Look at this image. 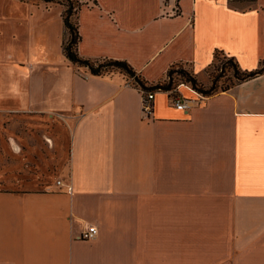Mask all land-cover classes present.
Wrapping results in <instances>:
<instances>
[{"label": "crops", "instance_id": "crops-1", "mask_svg": "<svg viewBox=\"0 0 264 264\" xmlns=\"http://www.w3.org/2000/svg\"><path fill=\"white\" fill-rule=\"evenodd\" d=\"M79 1L80 57L149 86L180 64L206 99L179 111L187 88L155 89L145 117L123 75L66 59L60 6L0 0V264H264V73L212 93L207 74L215 51L259 67L264 0Z\"/></svg>", "mask_w": 264, "mask_h": 264}, {"label": "trees", "instance_id": "trees-1", "mask_svg": "<svg viewBox=\"0 0 264 264\" xmlns=\"http://www.w3.org/2000/svg\"><path fill=\"white\" fill-rule=\"evenodd\" d=\"M20 1L28 2L30 0H20ZM41 1L44 4H55L61 7V17L63 20L64 28L68 35L67 40L63 46V52L66 59L73 66L86 68L93 76L119 73L128 80L133 77L134 80L133 86L138 88L142 93H152L154 92L155 89L164 88L169 84L170 87L168 90H173L180 84L192 86L197 91L204 90L196 81L193 72L188 68H184L180 64H176L175 66L169 68L166 74L165 82L157 83L154 86H149L145 83V81L141 77L136 75L134 70L124 61H114L109 59L88 60L80 57L77 50V45L80 40L78 34L77 16L83 3L79 0H41ZM232 1L233 0H228L229 3H232ZM219 56L222 57L223 60L218 65H216ZM214 60L215 63H213L211 67L216 65V69H218L221 75H216L215 77L213 76L212 81H210L211 83H213L211 93L216 92L218 90L225 91L230 86H233L237 82L253 78L256 74L264 73V60L259 64V67L252 72H246V71L242 72L238 68L236 62L233 59L226 58L223 54L219 53L218 51H215L214 53ZM226 73L231 74L233 82H231L228 86L220 88L217 85L218 83L217 81L221 77H223ZM209 79H211L210 76Z\"/></svg>", "mask_w": 264, "mask_h": 264}, {"label": "rangeland", "instance_id": "rangeland-1", "mask_svg": "<svg viewBox=\"0 0 264 264\" xmlns=\"http://www.w3.org/2000/svg\"><path fill=\"white\" fill-rule=\"evenodd\" d=\"M33 2H39L41 0H32ZM223 60L222 57H218L217 63L216 65H218L221 61ZM216 65L211 67L207 74L211 77L210 81H212L213 76L215 77L216 75H221V73L218 71V69H216ZM217 85L222 88L225 86H228L231 82H233L231 74L226 73L223 77H221L218 81H217ZM10 117L4 119V122L6 121V123H8L10 121ZM13 120V118L11 119ZM10 124V123H8ZM14 126V125H12ZM5 131L3 136L10 134L11 132H15L16 128H10V127H5L4 129ZM12 130V131H11ZM14 130V131H13ZM3 156V153L1 154ZM3 162V159H0V163ZM16 161L15 160H9L8 164H15ZM45 165V162L42 163H37V165L35 164L34 166V176H40V177H44L43 179H50L52 178L51 176H49L46 171L43 169V166ZM49 173V172H48ZM245 216L244 219H246V215H241L239 209L236 208H201L199 209V213H198V219H243V217ZM183 219H197L195 213L192 215L190 212H188V210H185V213L183 215Z\"/></svg>", "mask_w": 264, "mask_h": 264}, {"label": "built area", "instance_id": "built-area-1", "mask_svg": "<svg viewBox=\"0 0 264 264\" xmlns=\"http://www.w3.org/2000/svg\"><path fill=\"white\" fill-rule=\"evenodd\" d=\"M134 80L133 77L127 81V85L133 86ZM185 87L187 88L191 93V97H185L183 96L180 92H177L176 96L173 99V107L176 110L179 111H188L196 106H198L204 99H206L202 94L198 93L195 89H193L191 86L180 84L174 89V91H178L179 88ZM143 94V115L145 117H150L152 115L153 111V99H154V94L153 93H142ZM60 182H57V185H59ZM68 192H71V188L68 187L67 189ZM97 235V230L94 228H91L87 231H85L81 235V239L83 240H93Z\"/></svg>", "mask_w": 264, "mask_h": 264}, {"label": "water", "instance_id": "water-1", "mask_svg": "<svg viewBox=\"0 0 264 264\" xmlns=\"http://www.w3.org/2000/svg\"><path fill=\"white\" fill-rule=\"evenodd\" d=\"M170 87V84L169 85H167L166 87H164V88H161V90H167L168 88Z\"/></svg>", "mask_w": 264, "mask_h": 264}]
</instances>
